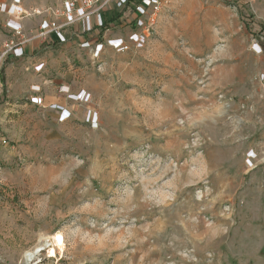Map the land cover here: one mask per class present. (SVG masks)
<instances>
[{
    "label": "rangeland",
    "instance_id": "1",
    "mask_svg": "<svg viewBox=\"0 0 264 264\" xmlns=\"http://www.w3.org/2000/svg\"><path fill=\"white\" fill-rule=\"evenodd\" d=\"M64 2L0 0V264L56 232L64 250L31 264H264V95L246 12L169 0L127 52L30 39ZM25 39L17 59L3 47Z\"/></svg>",
    "mask_w": 264,
    "mask_h": 264
},
{
    "label": "built area",
    "instance_id": "2",
    "mask_svg": "<svg viewBox=\"0 0 264 264\" xmlns=\"http://www.w3.org/2000/svg\"><path fill=\"white\" fill-rule=\"evenodd\" d=\"M64 1L61 11L52 10V15L40 22L30 39L65 44L72 38H78L81 42L80 47H89L95 54L100 53L106 46L117 52L144 49L169 2V0ZM115 23L125 26V35H111L110 30ZM11 28L14 34L21 33L20 23L17 27L13 25ZM30 39L16 44L11 40L5 42L3 47L6 51L12 52V56H22L25 53L22 44ZM260 42L264 43L263 33L250 44V49L254 53L263 52L264 48ZM259 75L264 95V74ZM38 102H41V98Z\"/></svg>",
    "mask_w": 264,
    "mask_h": 264
},
{
    "label": "crops",
    "instance_id": "3",
    "mask_svg": "<svg viewBox=\"0 0 264 264\" xmlns=\"http://www.w3.org/2000/svg\"><path fill=\"white\" fill-rule=\"evenodd\" d=\"M228 1L235 2V4H237L238 7H240L244 12H246L247 17L245 19L248 21V26L254 27L255 35H254V38L251 39V42H253L258 37V35L260 33L259 32L260 29L264 28V0H228ZM33 41L36 42L35 40H33ZM260 43H262V42H260ZM262 46L264 48V43H262ZM26 47L24 46V48H26ZM249 50H251V49L249 48ZM251 52L257 57V59H259L260 70L258 72V75L260 73L264 74V49H263V52H260V53H254L252 50H251ZM24 55H27V51H25ZM12 58L17 59L16 56H13ZM37 86L38 85H35L32 88L35 89V88H37ZM36 98H37L36 102H38V99L41 98V104H43V102L45 101L44 98L39 96V95L36 96ZM46 101L49 104L54 103V102L59 103V104L64 103V101H62V97H60V96H57L55 98H51V100L46 99ZM35 103H32V104L35 105ZM36 104H38V103H36Z\"/></svg>",
    "mask_w": 264,
    "mask_h": 264
},
{
    "label": "bare ground",
    "instance_id": "4",
    "mask_svg": "<svg viewBox=\"0 0 264 264\" xmlns=\"http://www.w3.org/2000/svg\"><path fill=\"white\" fill-rule=\"evenodd\" d=\"M40 242L31 250L23 252V261L21 264H31V261L35 258V255L39 253L43 248L49 247V256H55L56 249L63 251L65 242L60 232L54 233V235H42L39 238Z\"/></svg>",
    "mask_w": 264,
    "mask_h": 264
},
{
    "label": "trees",
    "instance_id": "5",
    "mask_svg": "<svg viewBox=\"0 0 264 264\" xmlns=\"http://www.w3.org/2000/svg\"><path fill=\"white\" fill-rule=\"evenodd\" d=\"M263 30H264V28H261L259 32L264 34V31Z\"/></svg>",
    "mask_w": 264,
    "mask_h": 264
}]
</instances>
